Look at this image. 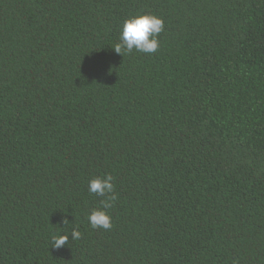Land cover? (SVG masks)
<instances>
[{
	"label": "trees",
	"instance_id": "trees-1",
	"mask_svg": "<svg viewBox=\"0 0 264 264\" xmlns=\"http://www.w3.org/2000/svg\"><path fill=\"white\" fill-rule=\"evenodd\" d=\"M0 264H264V0H0Z\"/></svg>",
	"mask_w": 264,
	"mask_h": 264
},
{
	"label": "clouds",
	"instance_id": "clouds-1",
	"mask_svg": "<svg viewBox=\"0 0 264 264\" xmlns=\"http://www.w3.org/2000/svg\"><path fill=\"white\" fill-rule=\"evenodd\" d=\"M164 31V21L153 14H140L126 19L123 23L119 42L112 48L118 55L125 56L133 51L154 54L160 47L159 35ZM113 176H99L89 181L88 191L103 199L97 208L87 216L92 229L109 230L112 228V217L109 210L114 206L116 196ZM64 227L73 225L70 232L57 233L51 238L52 246L61 249L71 240H79L82 233L68 219L63 220ZM63 227V228H64Z\"/></svg>",
	"mask_w": 264,
	"mask_h": 264
}]
</instances>
